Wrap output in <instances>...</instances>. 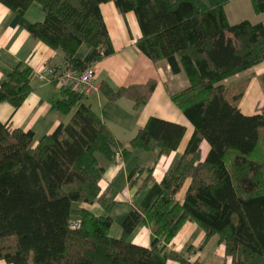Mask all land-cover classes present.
Segmentation results:
<instances>
[{"label":"trees","instance_id":"trees-1","mask_svg":"<svg viewBox=\"0 0 264 264\" xmlns=\"http://www.w3.org/2000/svg\"><path fill=\"white\" fill-rule=\"evenodd\" d=\"M229 1L0 0L18 15L39 6L44 18L30 25V37L59 50L76 71L113 54L100 6L112 2L120 14L132 12L141 32L137 49L153 63L165 61L173 74L186 75L188 87L170 100L193 127L183 154L159 183L153 182V166L134 167L130 185L140 180L138 191L149 189L122 223L121 237L113 239V202L99 187L104 170L97 155L113 161L119 152L126 163L136 149L167 157L177 149L184 127L151 117L125 148L81 102L85 98L69 89L60 90L53 104L65 115L74 110L69 122L36 145L31 131L0 122V261L163 264L162 258L201 264L166 250L181 226L192 222L203 231L199 249L216 236L230 264H264V101L245 116L239 103L248 82L222 84L264 62V20L230 25L224 13ZM252 2L255 13H264V0ZM83 44L89 52L76 59ZM29 75L26 66L6 73L0 103L18 109L31 91ZM154 86L153 80L117 89L103 84L100 91L109 101L126 98L142 105ZM203 141L209 151L201 161ZM75 203L98 204L104 215L74 210ZM140 222L152 228L148 247L128 241Z\"/></svg>","mask_w":264,"mask_h":264},{"label":"crops","instance_id":"crops-1","mask_svg":"<svg viewBox=\"0 0 264 264\" xmlns=\"http://www.w3.org/2000/svg\"><path fill=\"white\" fill-rule=\"evenodd\" d=\"M252 0H231L224 6V13L230 25L244 21L246 7L250 6L256 21L264 20V13L257 14L253 10ZM101 16L105 24L108 37L113 48V54L92 65L95 72L94 84L97 87L90 98L81 102L88 105L99 116L109 129L113 137L127 148L131 139L139 128L143 127L151 117L184 127V135L177 147L167 157H157V152L133 150L132 159L127 163L108 161L97 155V162L103 168V176L99 187L106 197L113 202L109 216L112 224L109 237L118 239L122 235V223L126 217L139 206L149 187L138 191L137 183L130 185L129 174L134 167L153 166V182L159 183L183 154L193 133L192 125L182 112L171 102L170 95L188 87V79L181 71L173 74L165 61L151 62L136 47V41L141 32L132 12L120 14L112 2L100 6ZM43 12L37 5H31L22 15H18L0 4V83L5 80L6 73L18 67L30 69L29 86L31 91L24 98L21 106L14 110L8 103H0V122L9 124L13 129L31 131L34 135L33 145L45 135L51 134L58 126L69 122L72 113L67 115L57 112L53 104L61 98V91L53 84H41L36 79V71L43 61L60 65L64 62L63 54L59 50L50 49L40 41L33 40L29 35V27L42 22ZM89 52V47L81 45L76 59H83ZM155 81V86L142 105H135L133 101L119 98L109 101L100 91L103 84L113 89L133 85H144ZM247 81V89L239 103V109L245 116L255 114L256 107L264 101V62L236 74L223 81L225 87ZM250 94L255 99H249ZM200 160L203 161L209 151L206 142H201ZM183 191L178 195L181 200ZM74 210L84 209L95 216H103L104 212L98 204H73ZM76 221V217H72ZM150 225L140 222L129 235L128 241L134 245L150 246L153 241ZM203 239V231L192 222H185L175 238L166 246L167 251H174L190 261L198 259L201 264H230L225 258L223 245L219 239L212 237L203 249L198 246ZM190 250V252H189ZM161 258V257H160ZM163 264H177L171 260H163ZM0 264H7L0 261Z\"/></svg>","mask_w":264,"mask_h":264},{"label":"built area","instance_id":"built-area-1","mask_svg":"<svg viewBox=\"0 0 264 264\" xmlns=\"http://www.w3.org/2000/svg\"><path fill=\"white\" fill-rule=\"evenodd\" d=\"M36 79L41 84H53L59 90H73L85 99L90 98L98 90L94 84L95 72L92 66L76 71L68 68L64 62L54 65L49 61H43L36 71ZM113 161L121 162L119 152L115 153ZM72 227H76V224L72 223Z\"/></svg>","mask_w":264,"mask_h":264},{"label":"rangeland","instance_id":"rangeland-1","mask_svg":"<svg viewBox=\"0 0 264 264\" xmlns=\"http://www.w3.org/2000/svg\"><path fill=\"white\" fill-rule=\"evenodd\" d=\"M245 16L244 19L248 20L251 23H254V21H256V17L253 13V11L251 10L250 6L246 7V11H245ZM249 99L254 100L255 99V95L254 94H250Z\"/></svg>","mask_w":264,"mask_h":264}]
</instances>
